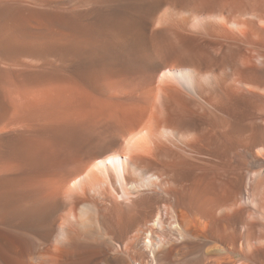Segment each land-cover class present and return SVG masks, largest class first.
Returning <instances> with one entry per match:
<instances>
[{
	"label": "bare ground",
	"instance_id": "bare-ground-1",
	"mask_svg": "<svg viewBox=\"0 0 264 264\" xmlns=\"http://www.w3.org/2000/svg\"><path fill=\"white\" fill-rule=\"evenodd\" d=\"M0 264H264V0H0Z\"/></svg>",
	"mask_w": 264,
	"mask_h": 264
}]
</instances>
